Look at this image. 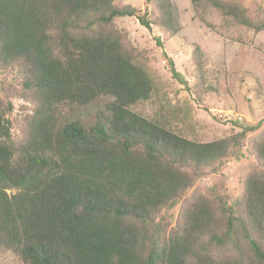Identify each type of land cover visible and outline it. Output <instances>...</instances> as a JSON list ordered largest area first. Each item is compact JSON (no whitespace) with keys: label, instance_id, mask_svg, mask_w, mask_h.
<instances>
[{"label":"trees","instance_id":"trees-1","mask_svg":"<svg viewBox=\"0 0 264 264\" xmlns=\"http://www.w3.org/2000/svg\"><path fill=\"white\" fill-rule=\"evenodd\" d=\"M144 1L142 11L120 0H0V247L24 264H264V130L247 147L261 168L240 198L189 193L261 124L202 142L132 110L155 78L116 19L178 30L172 0ZM190 1L264 30V9ZM101 96L113 97L106 110L68 117ZM178 204L169 228L158 218Z\"/></svg>","mask_w":264,"mask_h":264},{"label":"rangeland","instance_id":"rangeland-1","mask_svg":"<svg viewBox=\"0 0 264 264\" xmlns=\"http://www.w3.org/2000/svg\"><path fill=\"white\" fill-rule=\"evenodd\" d=\"M252 13L264 9V0H241ZM144 10V0H120ZM177 32L172 37L158 28L148 30L136 17L116 19V26L128 33L132 44L148 55L155 78L149 100L132 107L149 119L165 122L180 135L196 141H212L261 124L247 134L246 146L236 148L220 167H210L189 191L227 193L232 200L242 196L244 179L260 167L248 151L250 142L264 130V30L240 25L209 2L193 5L190 0H172ZM250 12V13H251ZM151 15H154L151 8ZM160 41L162 44H159ZM200 46L202 58L193 55ZM168 59L174 62L177 76ZM200 98L197 100V98ZM113 101L101 96L97 102L80 107L68 117L86 120ZM12 118L19 121L22 100L13 99ZM15 122V132L21 127ZM181 204L165 210L158 219L173 227ZM0 264H24L14 252L0 247Z\"/></svg>","mask_w":264,"mask_h":264}]
</instances>
